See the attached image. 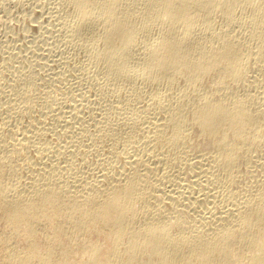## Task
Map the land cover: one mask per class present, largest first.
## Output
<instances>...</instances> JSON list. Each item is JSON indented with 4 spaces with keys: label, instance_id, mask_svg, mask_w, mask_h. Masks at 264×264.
Here are the masks:
<instances>
[{
    "label": "bare ground",
    "instance_id": "1",
    "mask_svg": "<svg viewBox=\"0 0 264 264\" xmlns=\"http://www.w3.org/2000/svg\"><path fill=\"white\" fill-rule=\"evenodd\" d=\"M9 1L0 264H264V0Z\"/></svg>",
    "mask_w": 264,
    "mask_h": 264
},
{
    "label": "rangeland",
    "instance_id": "2",
    "mask_svg": "<svg viewBox=\"0 0 264 264\" xmlns=\"http://www.w3.org/2000/svg\"><path fill=\"white\" fill-rule=\"evenodd\" d=\"M15 1L17 2V0H15ZM11 2H13V3H11ZM14 3H15V2L12 1V0H10L9 2H6L5 6H6V8H7V11H9V9H10V11H11V8H12V10H13L12 12L15 13L14 16H15V15H20V14H19V10H18V9H20V6H19V5L16 6V7L18 8V9H17V8H15V6H14V5H17V3H16V4H14ZM10 4H11V5H10ZM9 6H10V8H8ZM14 9H15V10H14ZM0 11L2 12V13L0 12V15H1V17H2V18L0 17V25L4 24V22H6L5 20H7V19H8L7 22H9L10 20H9V18L7 17V13H9V12H5V11L2 10V9H1ZM16 11H17V12H16ZM12 12H10V14H12ZM17 13H18V14H17ZM2 14H3V15H2ZM4 14H5V16H4ZM8 15H9V14H8ZM6 18H7V19H6ZM1 19H2V20L4 19V20L1 21ZM11 20H12V22L14 21L13 24L15 25V23H16L15 20H14V19H11ZM1 22H3V23L1 24ZM12 22L10 21L9 23L11 24ZM13 24H11V25H13ZM14 25H13V26H14ZM0 27L2 28V29H0V35H2V34H3V29H4V27H3V25L0 26ZM1 31H2V33H1Z\"/></svg>",
    "mask_w": 264,
    "mask_h": 264
}]
</instances>
